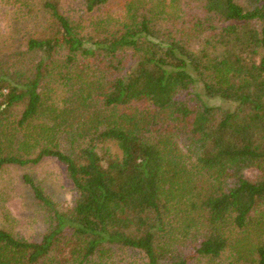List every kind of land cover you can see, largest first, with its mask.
<instances>
[{"label": "trees", "instance_id": "16d2710c", "mask_svg": "<svg viewBox=\"0 0 264 264\" xmlns=\"http://www.w3.org/2000/svg\"><path fill=\"white\" fill-rule=\"evenodd\" d=\"M2 1L0 170L74 193L0 264H264V0Z\"/></svg>", "mask_w": 264, "mask_h": 264}, {"label": "rangeland", "instance_id": "374dc122", "mask_svg": "<svg viewBox=\"0 0 264 264\" xmlns=\"http://www.w3.org/2000/svg\"><path fill=\"white\" fill-rule=\"evenodd\" d=\"M9 9L10 7L0 0V31L6 27ZM206 100L213 105L231 106L218 99ZM24 173L31 174L60 209L70 204L74 192L64 176L62 167L53 159H44L36 165L22 167L7 165L0 170V225L24 238L36 240L44 232L46 223L43 210L22 182L21 177ZM253 174V171L247 173L250 177H253ZM124 254L126 261L131 258L134 264L141 263L139 255L135 256L130 252Z\"/></svg>", "mask_w": 264, "mask_h": 264}]
</instances>
